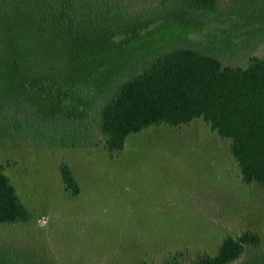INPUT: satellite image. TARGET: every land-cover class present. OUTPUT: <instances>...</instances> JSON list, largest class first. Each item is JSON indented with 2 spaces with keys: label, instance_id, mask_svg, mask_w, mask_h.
<instances>
[{
  "label": "trees",
  "instance_id": "obj_1",
  "mask_svg": "<svg viewBox=\"0 0 264 264\" xmlns=\"http://www.w3.org/2000/svg\"><path fill=\"white\" fill-rule=\"evenodd\" d=\"M263 1L154 0L131 14L112 0H1L0 141L25 136L50 147L101 146L112 156L133 132L202 118L229 141L241 180L264 185V53L229 63L223 48L187 34L208 14L219 19ZM159 18L163 27L150 30ZM27 25L36 39L31 46L12 35ZM8 65L13 79L4 73ZM59 168L65 191L77 195L69 164ZM33 217L0 162V224ZM260 242L259 232L244 230L224 236L215 253L184 262L177 252L165 264H229ZM51 263L0 242V264Z\"/></svg>",
  "mask_w": 264,
  "mask_h": 264
},
{
  "label": "rangeland",
  "instance_id": "obj_2",
  "mask_svg": "<svg viewBox=\"0 0 264 264\" xmlns=\"http://www.w3.org/2000/svg\"><path fill=\"white\" fill-rule=\"evenodd\" d=\"M112 1L131 14L154 4ZM263 8L219 19L208 14L188 26V37L223 48L226 62L246 64L247 55L264 53ZM29 28L12 33L21 36L17 42L35 43ZM22 29L27 36L17 32ZM7 69L13 79L15 71ZM228 142L202 118L133 132L112 156L101 146L50 147L6 136L0 162L34 217L0 224V242L27 257L48 256L53 264H165L177 252L184 262L199 252L215 253L227 234L255 230L260 244L229 264H264V185L241 180ZM61 161L79 184L77 195L65 191Z\"/></svg>",
  "mask_w": 264,
  "mask_h": 264
}]
</instances>
